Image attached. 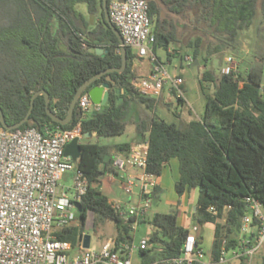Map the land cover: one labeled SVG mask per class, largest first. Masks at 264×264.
Returning a JSON list of instances; mask_svg holds the SVG:
<instances>
[{
  "label": "trees",
  "instance_id": "1",
  "mask_svg": "<svg viewBox=\"0 0 264 264\" xmlns=\"http://www.w3.org/2000/svg\"><path fill=\"white\" fill-rule=\"evenodd\" d=\"M111 1L107 0V5ZM146 1L155 37L154 51L177 44L180 60L190 57L198 66L200 62L206 66L212 58L220 59L226 53L238 54L240 36L251 26L258 6L260 9L258 47L245 76L211 70L200 75L199 90L205 101L201 116L186 123L169 124L142 109L134 121L136 137L148 142L146 172L158 178L163 167L177 159V196L198 189L196 211L191 215L198 225H214L209 258L216 262L224 237L233 247L240 219L246 212L243 199L251 196L264 205V98L260 93L264 76L260 52L264 43V0ZM78 5L86 7L85 14L77 10ZM163 10L183 17V22L162 18ZM178 29L191 34L184 44L177 37ZM97 48L103 50V56L96 55ZM136 58L127 48L124 71L105 75L93 83L99 85L109 76L127 92L129 100L117 104L116 94L110 91L105 110L88 116L81 113L78 118L80 110L76 104L71 122L61 126L48 117L44 97L38 96L29 116L32 126L40 130H70L79 125L82 136L123 134L132 123L131 102L145 105L148 110L157 103V99L142 97L134 90L132 81L137 77L132 67ZM120 66L118 40L103 17L102 0H0V109L8 126L25 117L32 95L40 90L48 94L49 110L63 119L74 94L86 80ZM177 100L184 104L183 99ZM27 127L29 124L24 123L20 129ZM80 149L75 168L86 178L87 190L76 223L57 230L56 240L81 251L87 214L91 212L92 232L110 220L115 223V244L132 242V220L119 219L101 191L102 177L117 174L111 166L112 153H125V158L131 144L83 143ZM105 156L110 158L104 161ZM159 193L156 185L151 199ZM211 206L217 216L208 213ZM227 206L231 209L224 211ZM176 218V214L156 213L149 219L153 232L146 237L147 249L139 254L141 263L180 256L188 231L177 225ZM239 264L247 263L242 259Z\"/></svg>",
  "mask_w": 264,
  "mask_h": 264
},
{
  "label": "built area",
  "instance_id": "2",
  "mask_svg": "<svg viewBox=\"0 0 264 264\" xmlns=\"http://www.w3.org/2000/svg\"><path fill=\"white\" fill-rule=\"evenodd\" d=\"M108 14L124 47L149 65L145 76L133 80L135 92L158 99L169 81L177 98L184 100L182 78L170 77L154 51L148 2L112 0ZM184 60L192 62L190 57ZM220 73L237 75V63L232 56L224 57ZM260 93L264 98V84L260 85ZM77 105L83 114L93 108L87 93L79 97ZM81 136L79 125L70 130L0 127V264H132L133 256L147 249L146 238L119 244L107 239L100 249L81 245L80 255L70 256V244L56 240L57 230L76 223L79 212L75 204H81L87 190L84 175L76 170L70 157L64 156L65 146ZM147 149L145 140L133 147L127 157H115L112 161V167L120 175L122 191L125 194L133 193L135 188L139 191L138 203L110 202L119 219L132 220V235L147 218L151 194L157 185V178L146 172ZM67 171H75L71 188L58 184ZM243 202L246 212L240 219L233 247L229 238L224 237L216 262L210 260L209 252L198 247V227L193 226L184 239L180 256L140 264H227L231 259L250 262L264 244V205L251 196H246ZM230 209L227 206L224 211ZM208 213L218 214L212 206Z\"/></svg>",
  "mask_w": 264,
  "mask_h": 264
},
{
  "label": "rangeland",
  "instance_id": "3",
  "mask_svg": "<svg viewBox=\"0 0 264 264\" xmlns=\"http://www.w3.org/2000/svg\"><path fill=\"white\" fill-rule=\"evenodd\" d=\"M77 10L83 14L86 13V7L84 5H78ZM162 18L170 19L172 21L179 20L183 22V17L176 16L168 13L163 10L161 13ZM260 17V9L257 7V14L253 19V22L249 29L242 32L240 36V49L241 51L238 54H224L220 59L212 58L206 66L202 62H200L199 66H191V63H187L186 61H181L180 58L176 55L177 44L170 45L167 50L163 47L157 48L155 53L159 58L161 63L163 64L167 74L170 77L180 76L183 80V87L181 90L183 92L184 99L186 98V103L178 104L177 100V92L172 88V85L169 81H167L163 87L161 96L157 99V103L152 110H148L145 105L137 104L136 102H132L131 113L133 110H139L140 108L145 110L150 116H155L156 118H161L165 120L167 123L171 124H179L185 123L186 118H193L199 114L203 113L205 107V101L202 97L199 90V82L198 79L200 75L205 70H211L214 73H219L220 68L223 63V59L225 56L231 55L237 63L238 73L245 76L246 71L248 69L249 63L253 60V54L257 50V28ZM96 21H99V16L95 17ZM95 22V21H94ZM177 37L181 40L182 44L186 43L191 36V34L184 29H178ZM168 51L170 54H168ZM262 56V70L264 75V43L260 50ZM259 55V54H258ZM136 68L133 66L132 70H134L135 76L140 78L145 76L146 74H141L135 70ZM264 77V76H263ZM133 83V81H132ZM191 110V115H189V111ZM86 115V114H85ZM87 116V115H86ZM188 120V119H187ZM134 134L132 133V125L128 124L126 130L123 134L118 136H109V137H90L83 138L82 136L79 139V144L83 143H96L99 145L104 144H113V143H130L134 138ZM171 161H175L176 159H171ZM169 162V163H170ZM75 177V171H67L65 172L58 184L64 186L65 188H71L73 186V180ZM136 190V188H135ZM106 192L104 189L103 194ZM70 195V192L68 191ZM106 194V193H105ZM199 197L198 189H193L190 192L186 193L184 197L181 199V205L178 204L177 200L172 196H169L166 191H160L157 198H152L150 202V211L147 216V220L145 223H140L135 232V240L137 241L141 237H148L153 232V227L149 223V219L154 214H176V222L179 227H182L184 230L189 231L193 226H197L199 231L196 233L200 238L198 243V247L206 252L212 246L213 241V225L210 223H205L202 225L197 224L196 217L194 215L188 216V207H195L197 200ZM86 220V230L83 236L90 235L91 242L95 243L97 249H100L102 245L106 242L107 239H113L116 236V228L115 223L113 221L107 220L102 227L97 228L95 232H92V224H93V214L88 212ZM78 217V213L76 214V218ZM83 246V242H82ZM80 251L77 247H71V251L69 253L70 256L80 255ZM231 257V254L230 256ZM264 260V244L258 251V253L252 258L250 264H262ZM247 264L249 262L245 261ZM141 259L138 254H135L132 258V264H140ZM240 260L231 259L227 264H239Z\"/></svg>",
  "mask_w": 264,
  "mask_h": 264
},
{
  "label": "water",
  "instance_id": "4",
  "mask_svg": "<svg viewBox=\"0 0 264 264\" xmlns=\"http://www.w3.org/2000/svg\"><path fill=\"white\" fill-rule=\"evenodd\" d=\"M102 11H103V17H104L106 23L109 25V27L111 28V30L113 31L114 35L116 36V38L118 40L120 54H121V66L119 68H110V69H106L104 71H101V72L97 73L96 75H94L93 77H91L90 79L86 80L77 89L76 93L74 94L73 99H72V101L68 107L67 114L63 119L58 117L57 115H55L54 113H52L49 110V108H48V102H49L48 94L44 90H40V91L35 92L32 95V97L30 99V107L28 109L27 114L17 124H14L12 126H8L5 123L3 113L0 109V125L2 128L6 129V130H14V129L20 128V126H22L24 123H28L29 126H32L33 122L29 119V116H30L32 108H33V101L38 96L44 97L45 111H46V114L48 115V117H50V119L53 122H55L61 126H64V125H67L71 122L72 118L74 117V109L76 107L77 101H78L79 97L83 93H85L86 90H87V95L90 99L92 107L98 108L97 110H94L93 114H96L97 112H99L101 110H105L108 107L109 102H110V91H113L116 95L120 94L121 89H122L120 87V84H117L109 76H106L105 82H103L99 85L93 86V83L95 81L99 80L100 78H102L105 75H108V74H111L114 72L121 74L124 71V69L126 67V63H127V49L123 45V42H122V39H121L119 32L117 31V29L114 27V25L111 23V21L109 19L107 0H102ZM95 53H96V55L103 56V54H102L103 50L100 48H97L95 50ZM135 61L137 62L138 59L136 58ZM191 66H198V62L194 61L191 64ZM262 84H264V77H263ZM81 116H82V114H81V112H79L76 117L80 118ZM82 137L87 139V138L91 137V134L86 133ZM79 139H80L79 137H75L64 148V156L70 157L73 162H76L80 156L81 149H80ZM108 158H109L108 156H105L104 161H107ZM75 206L77 208V211L80 213L81 212V204L76 203ZM195 211H196V206L195 207L189 206L188 207V216H190L191 213L195 212ZM72 224H75V222ZM89 240H90V236L86 235L84 237V240H83V246H82L83 248L89 247Z\"/></svg>",
  "mask_w": 264,
  "mask_h": 264
},
{
  "label": "crops",
  "instance_id": "5",
  "mask_svg": "<svg viewBox=\"0 0 264 264\" xmlns=\"http://www.w3.org/2000/svg\"><path fill=\"white\" fill-rule=\"evenodd\" d=\"M168 53H169V51H168ZM183 61H185V60L183 59ZM133 66L136 68L135 70L141 74H147L148 73L149 65L145 59H140V61L138 60L137 62L134 61ZM133 72H134V70H133ZM178 77H180V76H178ZM181 87H183V84ZM116 99H117L116 103L120 104L123 102L124 99L129 100L130 97L127 94V92L122 88L120 94L116 95ZM185 103H186V98L184 99V104ZM141 111H142L141 108L139 110L136 109L135 111L133 110V113L130 114L131 121H132V123H131L132 133L135 135L132 142H130L131 149L133 147H135L136 145L141 144L142 141L144 140V138H142V137H138V138L136 137L135 124H134L135 123L134 121H136L135 119L137 118L139 112H141ZM93 112H94V109L91 108V110L86 115L88 116L90 114H93ZM188 114L191 115V110L189 111ZM201 115L202 114H199V115L196 114L197 117H199ZM191 119H192L191 117L186 118V122L190 121ZM93 136H95V135L92 134L91 137H93ZM113 144H122V143H113ZM125 155H126L125 153H112L111 166H112V161L115 157H122L123 158ZM131 172L136 173L135 171H131ZM178 175H179L178 174V161L176 159V162L171 161L170 163H168L166 166L163 167L161 175L157 178V186H158V189L160 191H166V193H168L169 196H172L173 198H175L177 200L178 204L181 205V201H182L181 199L184 197V195L179 198L175 192V181L177 180ZM104 189L106 190V192H105L106 194L104 193V195L108 198L109 202L138 203V201H139L138 189H136V190L134 189L133 193H131V194H125L122 191V188L120 185V175L119 174H112V173L111 174L110 173L105 174L102 177V187H101L102 193H103ZM71 225H73V224H71ZM213 228H214V225H213ZM198 231H199V229H198ZM135 232L133 233V240H132L134 243H137L140 239L145 238V237H141L136 241L135 240ZM199 240H200V238H199ZM89 245H93L96 247L95 243L91 242V236H90V240H89ZM208 252H209V250L206 251V253H208ZM138 256H139V258L141 257V255H139V254H138ZM249 264H250V262H249Z\"/></svg>",
  "mask_w": 264,
  "mask_h": 264
},
{
  "label": "flooded vegetation",
  "instance_id": "6",
  "mask_svg": "<svg viewBox=\"0 0 264 264\" xmlns=\"http://www.w3.org/2000/svg\"><path fill=\"white\" fill-rule=\"evenodd\" d=\"M133 71V70H132Z\"/></svg>",
  "mask_w": 264,
  "mask_h": 264
}]
</instances>
